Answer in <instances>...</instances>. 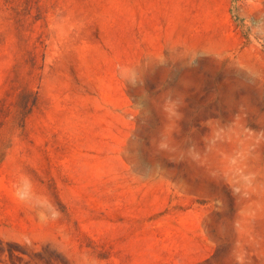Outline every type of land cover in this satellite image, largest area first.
I'll use <instances>...</instances> for the list:
<instances>
[{
    "label": "rangeland",
    "instance_id": "1",
    "mask_svg": "<svg viewBox=\"0 0 264 264\" xmlns=\"http://www.w3.org/2000/svg\"><path fill=\"white\" fill-rule=\"evenodd\" d=\"M0 264H264V0H0Z\"/></svg>",
    "mask_w": 264,
    "mask_h": 264
}]
</instances>
